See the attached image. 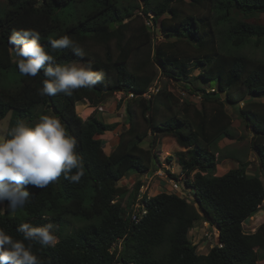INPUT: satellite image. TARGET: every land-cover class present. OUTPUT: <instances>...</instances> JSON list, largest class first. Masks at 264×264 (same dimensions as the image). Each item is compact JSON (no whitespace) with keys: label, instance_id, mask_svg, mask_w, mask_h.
Returning <instances> with one entry per match:
<instances>
[{"label":"trees","instance_id":"1","mask_svg":"<svg viewBox=\"0 0 264 264\" xmlns=\"http://www.w3.org/2000/svg\"><path fill=\"white\" fill-rule=\"evenodd\" d=\"M4 1L7 9L0 10V121L11 114L8 131L19 120L30 123L38 108L42 114L57 115L76 138L84 175L79 183L61 177L44 189L27 186L29 202L17 209L22 218L0 209V228L23 240L17 231L21 223L54 224L56 245H33L44 264H260L264 222L254 233H245L243 223L259 212L264 183L258 175H248L246 165L216 176L213 150L220 140L232 139L225 106L242 104L237 114L256 135L252 147L264 174V63L238 53L221 55L217 40V27H225L226 43L234 51L252 40L256 45L264 41L260 18L264 0H139L141 15L150 17V29L143 24L133 29V12L122 8L121 0ZM83 1L87 6L77 11L75 6ZM185 3L192 13L174 7ZM20 29L39 31L40 43L57 63L90 61L95 71L103 72V81L93 88L74 90L71 97L63 93L40 96L38 90L46 79L43 71L36 77L21 75L20 58L8 42L13 30ZM65 35L84 50L83 57L70 48L51 49L49 41ZM93 46L103 48V57ZM182 59L197 60L195 64L203 69L197 79L184 80ZM158 74L180 83L187 96H198L200 108L164 88L150 91ZM119 93L123 99L117 107H123L127 128L105 153L98 137L115 132L119 124L105 123L95 112L83 121L75 105L86 100L97 108ZM163 137L185 149L175 156L185 192H193V203L165 192L140 195L143 183L139 181L130 193L118 187L131 173L156 172L154 151ZM147 139L144 149L140 144ZM166 160L171 162L172 156ZM139 197L146 214L134 223L131 217ZM66 217L87 224L61 235ZM201 219L216 229L218 238L205 255L197 253L188 236Z\"/></svg>","mask_w":264,"mask_h":264},{"label":"clouds","instance_id":"2","mask_svg":"<svg viewBox=\"0 0 264 264\" xmlns=\"http://www.w3.org/2000/svg\"><path fill=\"white\" fill-rule=\"evenodd\" d=\"M40 40L41 34L35 29L13 30L8 38L20 58L17 67L21 75L36 77L43 71L46 79L38 90L40 96L63 93L71 97L74 90L93 88L103 81V72L95 71L90 61L57 63ZM49 44L54 51L70 48L76 56H84V50L67 35ZM76 145V138L55 114L41 115L34 123L17 121L6 135H0V205L7 201L8 211L23 208L29 202V185L44 189L61 177L79 183L84 163ZM54 228L52 223H21L17 231L22 233L23 240L14 239L0 228V264H44L33 252V245L54 247L58 242Z\"/></svg>","mask_w":264,"mask_h":264},{"label":"rangeland","instance_id":"3","mask_svg":"<svg viewBox=\"0 0 264 264\" xmlns=\"http://www.w3.org/2000/svg\"><path fill=\"white\" fill-rule=\"evenodd\" d=\"M121 7L127 10H132L133 20L131 22L133 29H139L143 24L146 28H152V24L149 19L145 18L141 15L142 12V3L139 0H121ZM87 6L86 2H82L75 6L77 11L82 10ZM138 6V7H136ZM179 12L183 13H192V10L185 3L184 5L174 6ZM7 9V4L4 0H0V10ZM75 10V11H76ZM150 16V15H148ZM261 19L264 20V15L260 16ZM149 22L148 26L146 23ZM217 31V39L218 44L220 45L219 53L221 55H227L229 53L239 55H244L247 58L253 59L255 61H259L264 63V41L260 42L256 45L255 41H251L247 43L242 48L234 51L229 45L226 43L224 32L225 27L218 28ZM154 31V29H153ZM161 37H158V41L160 42ZM92 50L99 53L103 57V48L93 46ZM114 52V49H113ZM188 54V52H187ZM196 59H182L181 63H183L185 69V79H197L200 73L203 72V69L197 66ZM166 89L171 92L173 95L179 98H186L192 100L195 103V106L199 107L200 98L197 96H187L183 89L181 88V84L178 82L169 81L166 78L160 76L158 74L156 78V83L150 89V91L155 92L159 89ZM219 98L224 100V96H219ZM123 99L122 94H116L110 98H107L102 104L98 105L97 108H93L91 104L86 100H81L78 102L76 106L77 115L85 121L89 116L94 114L105 123H118L119 126L113 133H108L104 136L98 137L100 140L104 142V152L109 153L117 144L119 133L126 129L125 125V113L123 107H117V104L120 100ZM242 104H240L237 108H233L230 106H225V111L231 120V127L229 131V135L232 139H222L217 143V147L214 152V156L216 159V176H222L227 173L229 170L236 169L241 165L247 166V174L250 176L258 175L261 181L264 183V174L259 171V161L258 157L252 147L253 135L250 128H246L242 120L238 117L237 109L241 108ZM35 118L30 122H36L41 115L52 114L51 112H46L45 114L41 113L40 108L35 110ZM11 114H8L3 120L0 121V135H6V131L9 126ZM149 140L142 142L140 145L142 148H148ZM185 149L179 148L175 141L170 137L160 138L155 151L158 158V163L155 162V170L157 173H149L147 175H136L129 174L125 179H122L118 183V187H124L129 190V193L134 188V184L136 181L143 183L144 185L148 184V189L145 190L142 188L139 192L142 195L144 192L148 193V196H154L159 193H171L176 194L179 197H183L181 193L185 192L186 188H184L182 182L180 183L179 189L180 191L175 192L171 190L169 181L171 177L168 175V172L173 171L174 175H180V168L177 164L175 154L178 152H184ZM168 156H172L171 162H167L166 158ZM156 174V175H155ZM186 199L188 202H192L193 192H190ZM132 195V194H131ZM128 196L124 197L121 200L122 206L125 207L127 204ZM184 198V197H183ZM7 201L4 204L0 205L1 210L7 209ZM11 215L22 218L19 214L18 210L9 211ZM264 222V201L262 206L259 209V212L253 216L252 218L246 220L243 223V230L245 233H254L256 229ZM87 222H84L80 219L73 217L65 218V226L61 228L59 233L61 235H66L72 233L73 231L82 228L85 226ZM189 240L193 245L197 248V253L199 255H205L208 251L215 245L218 244L217 231L212 228L208 223L204 222L203 219L199 220L198 223L195 224L194 228L188 234ZM264 264V260L260 263Z\"/></svg>","mask_w":264,"mask_h":264},{"label":"built area","instance_id":"4","mask_svg":"<svg viewBox=\"0 0 264 264\" xmlns=\"http://www.w3.org/2000/svg\"><path fill=\"white\" fill-rule=\"evenodd\" d=\"M146 24H147L148 26L150 25L149 22H147ZM211 91H213V90H211ZM132 97H133V95L130 94V95H129V98H132ZM158 171H160V170H158ZM158 171H157V172H158ZM157 172H156V173H157ZM155 175H156V174H155ZM177 178H178V180H173V179H171V180L169 181V184H170L171 190H172V191H175V192L180 191L179 186H180V183L182 182V176H181V175H178ZM142 188H144V187L142 186V187L140 188V190H141ZM144 189H145V190L148 189V184H147V183L145 184V188H144ZM178 193H179V192H178ZM181 194L183 195L184 198H186V197L189 195L188 192H183V193H181ZM183 197H181V198H183ZM145 214H146V211H145L143 205L141 204V202H140V197H139V200L137 201L136 205L134 206V212H133L132 217H131L132 222H134V223H138V222L141 220V218H142L143 216H145Z\"/></svg>","mask_w":264,"mask_h":264},{"label":"crops","instance_id":"5","mask_svg":"<svg viewBox=\"0 0 264 264\" xmlns=\"http://www.w3.org/2000/svg\"><path fill=\"white\" fill-rule=\"evenodd\" d=\"M159 172H160V171H159ZM170 173H171V174H174L172 170L170 171ZM143 185H144V184H143ZM144 186H145V185H144ZM165 193H166V192H165Z\"/></svg>","mask_w":264,"mask_h":264}]
</instances>
